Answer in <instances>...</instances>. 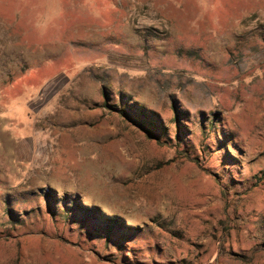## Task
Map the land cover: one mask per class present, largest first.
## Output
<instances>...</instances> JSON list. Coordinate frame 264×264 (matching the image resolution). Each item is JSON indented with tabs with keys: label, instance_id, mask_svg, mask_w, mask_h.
I'll list each match as a JSON object with an SVG mask.
<instances>
[{
	"label": "rangeland",
	"instance_id": "rangeland-1",
	"mask_svg": "<svg viewBox=\"0 0 264 264\" xmlns=\"http://www.w3.org/2000/svg\"><path fill=\"white\" fill-rule=\"evenodd\" d=\"M0 264H264V0H0Z\"/></svg>",
	"mask_w": 264,
	"mask_h": 264
}]
</instances>
